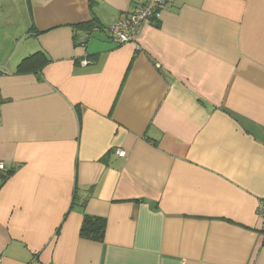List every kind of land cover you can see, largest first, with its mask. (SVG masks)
Wrapping results in <instances>:
<instances>
[{
  "label": "crops",
  "instance_id": "crops-1",
  "mask_svg": "<svg viewBox=\"0 0 264 264\" xmlns=\"http://www.w3.org/2000/svg\"><path fill=\"white\" fill-rule=\"evenodd\" d=\"M142 1L0 0L2 264H264V0Z\"/></svg>",
  "mask_w": 264,
  "mask_h": 264
},
{
  "label": "built area",
  "instance_id": "built-area-1",
  "mask_svg": "<svg viewBox=\"0 0 264 264\" xmlns=\"http://www.w3.org/2000/svg\"><path fill=\"white\" fill-rule=\"evenodd\" d=\"M166 7V0H143L137 8L106 29L108 34L113 37L119 44L129 42L134 39L140 27L151 20H160L162 12ZM82 65L90 63L89 60H82ZM121 156H125V150H118ZM9 165L0 160V189L6 183L9 175ZM258 214L264 220V201L261 200L258 205ZM0 264L2 258L0 257Z\"/></svg>",
  "mask_w": 264,
  "mask_h": 264
},
{
  "label": "trees",
  "instance_id": "trees-1",
  "mask_svg": "<svg viewBox=\"0 0 264 264\" xmlns=\"http://www.w3.org/2000/svg\"><path fill=\"white\" fill-rule=\"evenodd\" d=\"M37 57L39 58V62L41 64V66L47 60L45 54L40 51V52L34 53V54L26 57L21 62L20 66L26 65L28 61L33 60ZM8 173L11 175L10 171ZM10 175H8V178ZM106 228H107L106 218L101 217V216L85 214L84 219H83V223H82V226L80 229V236L84 239H87V240L103 242L105 232H106Z\"/></svg>",
  "mask_w": 264,
  "mask_h": 264
}]
</instances>
